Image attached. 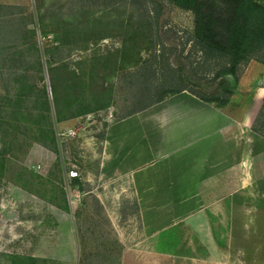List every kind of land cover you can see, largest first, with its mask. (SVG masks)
I'll list each match as a JSON object with an SVG mask.
<instances>
[{
    "label": "rangeland",
    "instance_id": "1",
    "mask_svg": "<svg viewBox=\"0 0 264 264\" xmlns=\"http://www.w3.org/2000/svg\"><path fill=\"white\" fill-rule=\"evenodd\" d=\"M1 6L11 9L0 8V17L10 21L19 15L36 30L41 65L27 35L20 42L12 36L0 39V53L22 45L26 60V70L13 74L15 66L0 56V95L10 94L0 109V156L6 153L4 166L0 163V264H32L34 258L44 264H105L108 251L113 254L110 264H121L120 236L129 245L140 242L137 203L126 182L100 178L104 139L111 125L137 107L131 96L139 84L130 85V74L138 75L156 59L159 83L170 65L174 77L180 74L189 87L202 93L216 87L219 80L213 81L212 74L199 81L191 73L199 56L191 42L193 15L166 0H0ZM38 9L48 30L43 38ZM134 29L140 35L131 39ZM68 53L73 64L66 68L67 62L58 60ZM99 77L103 89L96 86ZM239 82L234 111L252 97L238 92ZM177 87L173 82L160 88ZM43 88L48 107L42 100L32 118L18 115L27 105L18 104L15 96L31 90L39 95ZM262 104L249 114L252 125ZM72 114L76 117L63 120ZM49 129L55 149L33 142L39 131ZM255 166L254 185L235 194L233 208L226 199L222 214L205 212L194 227L180 223L161 235L157 248L167 254L161 264H264L260 154ZM70 170L77 171L79 185L69 178Z\"/></svg>",
    "mask_w": 264,
    "mask_h": 264
},
{
    "label": "crops",
    "instance_id": "2",
    "mask_svg": "<svg viewBox=\"0 0 264 264\" xmlns=\"http://www.w3.org/2000/svg\"><path fill=\"white\" fill-rule=\"evenodd\" d=\"M240 90L252 97L235 111L236 95L218 109L185 91L110 126L100 178L126 182L139 211L140 242L129 245L120 236L121 264H161L164 232L180 223L192 227L205 212L222 214L226 199L233 208L235 194L254 185L264 138L251 130L249 114L264 100V65L244 68Z\"/></svg>",
    "mask_w": 264,
    "mask_h": 264
},
{
    "label": "trees",
    "instance_id": "3",
    "mask_svg": "<svg viewBox=\"0 0 264 264\" xmlns=\"http://www.w3.org/2000/svg\"><path fill=\"white\" fill-rule=\"evenodd\" d=\"M166 1L193 15L194 26L191 42L193 43L196 53L199 54L198 59L193 62L195 65V67H192L191 72L193 77L200 81L205 79L209 74H212L213 81L219 80V82L211 92L202 93L201 91L185 85L184 79L180 74L174 77V71L171 70L170 65H167V75H162V79L159 83L158 78L156 77V72L161 67L155 58L156 60L143 67L138 75L130 74V85L133 86L136 82L139 84V89L136 92H133L131 96V101L137 104V107L129 111L121 119L143 112L152 106L162 103L170 97L185 91L204 103L214 105L218 109H224L230 104L231 98L236 92L237 80H239L241 76L240 74L238 75V72L241 73L251 61L264 65V0ZM0 8L11 9L10 6H1ZM37 14L40 24V34L43 38L48 35V30L44 23L45 15L41 13L40 9L37 10ZM13 16H15V18L10 21L3 19L5 17H0V39L4 40L12 36L17 42H20L22 38L27 35L31 42L33 56L37 60V64L41 65L36 30L28 28V23L24 22L25 19L23 17H20L19 15ZM30 20L31 24H34L33 14L30 15ZM144 23H147V21H144ZM138 24L141 25L142 22ZM9 25L13 27L15 26V28H10L11 30H8ZM139 35L140 32L137 29H134L129 33L131 39H135ZM21 47L22 45H17V47L11 46L5 49L2 48L0 53V56L4 57L2 59L4 63L8 62L12 66H15V68L12 67L13 70H11L13 74L20 73L22 72L21 70H26V68H24L26 60L23 58L24 53ZM58 61L59 63L67 62L65 65L66 68H69V66L73 64L70 53L61 57ZM17 63L22 64V67L18 69L16 66ZM169 70L172 71V74H169ZM71 72L72 74H75V69ZM74 76L75 75H73V78H75ZM229 78L233 79L236 83L235 89L231 86ZM97 82L96 86L103 89L104 83L102 78L99 77ZM173 82H177L179 87L169 90L160 88L164 85H170V83ZM32 88L35 89V86ZM51 88L54 94H56L55 85H51ZM28 89H30V87H28ZM15 97L18 98L16 100L17 103H26L27 105V107L18 110L17 114L20 116L32 118V114H34L35 110L34 106L38 105L42 100L45 101L48 107L47 92L44 88L39 90V95H35L31 90L30 93L25 96L17 94ZM0 99H2L0 102V109L3 110L6 108L5 101L10 99L9 92L5 96L0 95ZM55 105L56 117L59 122L62 120L59 119L57 104ZM31 106L33 107L31 108ZM75 117L76 116L72 114L63 120L73 119ZM251 130L264 138V101ZM40 132L41 131L38 133L40 137H33V142L40 143L43 146L50 145L51 148L55 149L56 138L54 137V132L50 129L42 131L41 134ZM44 137L47 138L44 140ZM22 141L26 143L29 139L23 138ZM5 156V152L0 156L2 167L6 162ZM71 180H74V185H79L76 178ZM94 201L98 203L96 198H94ZM136 208L138 211V205H136ZM112 255L113 254L108 251L105 264H110L112 262ZM30 261L32 264H44L46 262L44 259L35 258Z\"/></svg>",
    "mask_w": 264,
    "mask_h": 264
},
{
    "label": "built area",
    "instance_id": "4",
    "mask_svg": "<svg viewBox=\"0 0 264 264\" xmlns=\"http://www.w3.org/2000/svg\"><path fill=\"white\" fill-rule=\"evenodd\" d=\"M63 135H64V133H62V134H60L58 136H63ZM68 173H69L68 176H69L70 179L78 177V173L75 170H70Z\"/></svg>",
    "mask_w": 264,
    "mask_h": 264
}]
</instances>
